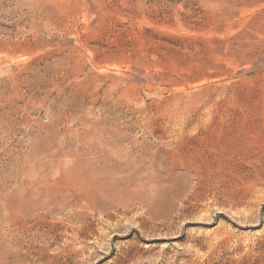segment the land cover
Here are the masks:
<instances>
[{
  "label": "rangeland",
  "instance_id": "rangeland-1",
  "mask_svg": "<svg viewBox=\"0 0 264 264\" xmlns=\"http://www.w3.org/2000/svg\"><path fill=\"white\" fill-rule=\"evenodd\" d=\"M0 264H264V0H0Z\"/></svg>",
  "mask_w": 264,
  "mask_h": 264
},
{
  "label": "water",
  "instance_id": "water-1",
  "mask_svg": "<svg viewBox=\"0 0 264 264\" xmlns=\"http://www.w3.org/2000/svg\"><path fill=\"white\" fill-rule=\"evenodd\" d=\"M162 93H166V90L165 89H162V91H161Z\"/></svg>",
  "mask_w": 264,
  "mask_h": 264
},
{
  "label": "bare ground",
  "instance_id": "bare-ground-1",
  "mask_svg": "<svg viewBox=\"0 0 264 264\" xmlns=\"http://www.w3.org/2000/svg\"><path fill=\"white\" fill-rule=\"evenodd\" d=\"M219 105V104H218ZM219 110V109H218ZM179 125V124H178ZM173 127V126H172Z\"/></svg>",
  "mask_w": 264,
  "mask_h": 264
}]
</instances>
